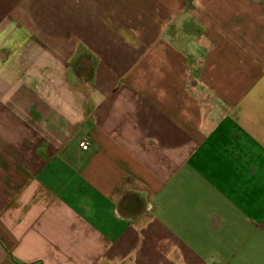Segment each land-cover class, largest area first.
I'll return each instance as SVG.
<instances>
[{"label": "crops", "instance_id": "crops-1", "mask_svg": "<svg viewBox=\"0 0 264 264\" xmlns=\"http://www.w3.org/2000/svg\"><path fill=\"white\" fill-rule=\"evenodd\" d=\"M6 60L0 264H264V0H0Z\"/></svg>", "mask_w": 264, "mask_h": 264}, {"label": "rangeland", "instance_id": "rangeland-1", "mask_svg": "<svg viewBox=\"0 0 264 264\" xmlns=\"http://www.w3.org/2000/svg\"><path fill=\"white\" fill-rule=\"evenodd\" d=\"M30 83V79L23 77L20 64L13 60L0 61V108L6 114L11 111L12 105L20 103L21 93L30 89Z\"/></svg>", "mask_w": 264, "mask_h": 264}, {"label": "built area", "instance_id": "built-area-1", "mask_svg": "<svg viewBox=\"0 0 264 264\" xmlns=\"http://www.w3.org/2000/svg\"><path fill=\"white\" fill-rule=\"evenodd\" d=\"M79 147L82 151H87L89 149V141L88 139H83L80 144Z\"/></svg>", "mask_w": 264, "mask_h": 264}]
</instances>
